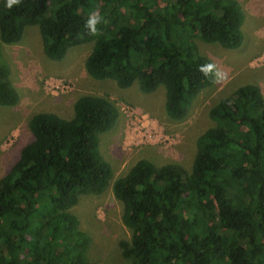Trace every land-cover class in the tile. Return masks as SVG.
Segmentation results:
<instances>
[{"label":"trees","instance_id":"1","mask_svg":"<svg viewBox=\"0 0 264 264\" xmlns=\"http://www.w3.org/2000/svg\"><path fill=\"white\" fill-rule=\"evenodd\" d=\"M0 0V40L20 41L39 25L44 52L64 59L94 43L85 65L97 79L144 93L165 88L169 118L183 120L216 80L196 42L229 49L245 40L238 0ZM95 18L96 23L88 21ZM0 106L20 94L2 61ZM193 169L138 160L112 185L131 229L121 239L132 264H264V94L245 84L209 111ZM119 118L106 96L86 94L74 116L33 114V135L0 178V264H92L91 236L72 211L83 195L103 193L113 176L100 136Z\"/></svg>","mask_w":264,"mask_h":264},{"label":"rangeland","instance_id":"2","mask_svg":"<svg viewBox=\"0 0 264 264\" xmlns=\"http://www.w3.org/2000/svg\"><path fill=\"white\" fill-rule=\"evenodd\" d=\"M246 14L241 47L229 49L219 43L196 42L212 60L216 80L189 107L183 120H173L165 110V88L144 93L135 83L121 87L113 79L92 77L85 65L94 43L78 45L62 60H53L43 48L39 25H29L15 43L1 42L2 61L10 69L11 84L20 94L14 106H0V178L33 140L30 117L41 111L74 116L76 100L86 94L109 97L119 110L116 124L100 136V149L111 163L113 176L101 194L83 195L72 211L91 236L92 264H132L122 255L121 239L131 238L123 221V205L114 195L115 179L138 160L158 165L180 163L193 169L197 141L213 125L209 111L221 98L245 84L258 85L264 94V0H238Z\"/></svg>","mask_w":264,"mask_h":264},{"label":"clouds","instance_id":"3","mask_svg":"<svg viewBox=\"0 0 264 264\" xmlns=\"http://www.w3.org/2000/svg\"><path fill=\"white\" fill-rule=\"evenodd\" d=\"M16 0H9L8 2V6L11 7L13 3H15ZM89 25H94L96 23V20L95 18H91L89 21H88Z\"/></svg>","mask_w":264,"mask_h":264}]
</instances>
